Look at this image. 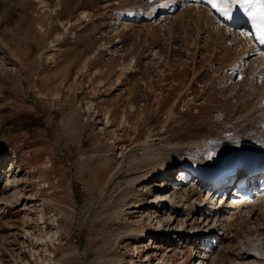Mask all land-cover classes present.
<instances>
[{
    "label": "rangeland",
    "instance_id": "1",
    "mask_svg": "<svg viewBox=\"0 0 264 264\" xmlns=\"http://www.w3.org/2000/svg\"><path fill=\"white\" fill-rule=\"evenodd\" d=\"M164 1L0 0V264H264L261 175L239 220L222 209L242 176L150 204L179 142L264 138V62L225 55L243 23L218 41L212 15ZM182 196L226 227L202 236Z\"/></svg>",
    "mask_w": 264,
    "mask_h": 264
},
{
    "label": "bare ground",
    "instance_id": "2",
    "mask_svg": "<svg viewBox=\"0 0 264 264\" xmlns=\"http://www.w3.org/2000/svg\"><path fill=\"white\" fill-rule=\"evenodd\" d=\"M180 2L192 4V6L194 7L192 9L197 10V14H198L197 16H200L198 18L203 19L205 18L206 15L208 16L212 15L214 18L220 17V14L217 13L214 9H212V7L207 3V0H165L160 6V9L157 11H164V13H172L174 10L172 8L179 5ZM168 3H171V5H168ZM233 10L234 12H238L236 11V9H233ZM239 13H241V18L239 19V21H237V23H243L245 27H241V29H239L240 31L239 30L230 31V29L226 27L230 33L229 35L230 36L232 35V36L228 40L229 45L226 46L225 48L226 49L225 55L226 53L233 54L231 59L234 63H237L235 62L236 60L238 62L239 61L241 62L252 56H254L252 61L255 62L256 60L255 58H257V59H262V62H264V52H260L256 49V46L259 40L258 38L259 33L256 31V28L253 26L252 22L243 13L242 9L239 11ZM152 15L153 17L156 16V14H152ZM204 22H205L203 24L204 27H206L207 30H209V25L211 23L209 22L208 19ZM207 22H209L210 24ZM211 22L213 23L212 19H211ZM218 22H221V21L214 22V27L212 28V31H214L213 32L214 37L218 41H221L222 40L221 38L222 30L225 27H221L223 24H220ZM249 30L254 33V36L258 40L252 38V33H250ZM260 70H262V73H261L262 78L259 81L264 83V68H261ZM197 144H199V141L195 139L188 140L187 142L185 141V143H182V142L178 143V147L180 148L182 152H181V156L179 157L178 161L175 164L176 171H177L176 172L177 177L175 181H178V183L177 184L174 183L173 185L174 190L185 187L189 184L190 186H192L194 182L198 188L204 189L206 191V195L208 197V193L210 194V190L213 188V183H211L209 180L211 176L212 177L217 176V180H219L218 183L222 181V187H225L226 184H231L233 182L234 177H237L238 175L246 178L244 185L247 184L246 188L244 187L245 189H243V187L241 186L236 187V189L234 190L232 194V197L229 200V205L224 207V210L222 208L216 209L215 207H208L206 209H203L201 208L200 202L199 201L195 202L194 199L192 200L191 203H189V205H187L189 200L187 197H183V196L174 202V208H176V210L182 209L180 205L183 202V204H186L185 207L186 209H189V211L196 210L195 211L196 213L201 212L203 210L208 211L207 213H204V212L200 213L201 214L200 217L205 215L204 218H202L201 220L202 222L204 221L205 223L204 227L207 225L209 226V222L211 223L210 226L205 227V230L202 232V236L204 234L206 236V234L210 233V230H219V231L221 230V228L220 229L217 228L221 226L222 223H224L223 222L224 220H222L221 222H219L218 220L219 218L218 214L221 213L220 211L221 209L222 211H226V212H222V215H226L228 211L231 212L229 213V216L231 217L233 216L232 218L233 220H239L242 217V215L247 216L249 214L250 211L248 210L250 209L245 210V208H248V207L243 206V205L250 203L253 200V199L252 200L250 199V197L252 196L248 194L250 192L248 188L253 187L255 184L254 183L255 181L253 179L254 178L253 175L242 167V164H244L247 161V158H245L244 160H242V158L245 156V152L249 151V147L251 146H257L259 148L264 149V138L263 137L259 138L257 136L253 137L250 135H247V136H242V135L237 136L236 135V136L229 138L228 140L221 141V142L219 141L217 144H214L211 147V149L207 151L206 153L199 152L196 149ZM232 154H234L235 156H238V158L241 159V161L240 162L234 161L235 164L232 163L233 162V158L231 157ZM229 166L230 168L228 170ZM163 172L164 173L166 172V174L163 176L165 178L161 181L160 189H157V192H156L157 199L156 201L150 202V204L152 205L155 202L156 204H161V207L167 206L168 203L163 204L164 202L166 201L169 202L172 199L175 200L173 193H171L170 195H167V192L163 191L164 187H166L164 185L168 184V178L170 176V172L167 169H164ZM7 174H8V171H7ZM262 189H264V177H262V181L260 184V189H258V193L261 192ZM220 197L219 199H221ZM254 201L252 202L253 204H254ZM222 227L223 228L226 227V223H224ZM206 251L207 249H205V252ZM250 257H252L251 260L247 261V258H250ZM262 257H263V254L259 253V251H257L256 249H251L250 251L244 252V253L241 252V258H240L242 261L241 264H259L258 260L261 259ZM201 259L203 260V257H201Z\"/></svg>",
    "mask_w": 264,
    "mask_h": 264
},
{
    "label": "snow or ice",
    "instance_id": "3",
    "mask_svg": "<svg viewBox=\"0 0 264 264\" xmlns=\"http://www.w3.org/2000/svg\"><path fill=\"white\" fill-rule=\"evenodd\" d=\"M207 3L225 19L233 18V9H242L264 43V0H207Z\"/></svg>",
    "mask_w": 264,
    "mask_h": 264
}]
</instances>
